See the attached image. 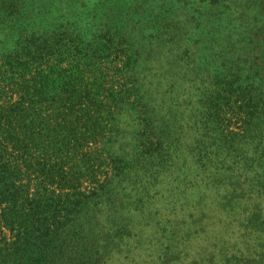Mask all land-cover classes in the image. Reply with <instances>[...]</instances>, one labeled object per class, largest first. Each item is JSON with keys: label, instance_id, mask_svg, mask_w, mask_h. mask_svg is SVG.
<instances>
[{"label": "trees", "instance_id": "trees-1", "mask_svg": "<svg viewBox=\"0 0 264 264\" xmlns=\"http://www.w3.org/2000/svg\"><path fill=\"white\" fill-rule=\"evenodd\" d=\"M26 1L0 0V36L9 41L0 48V264H94L100 235L119 233L116 199L141 204L183 150L209 175L238 172L250 193L264 191V71L241 92L235 74L221 83L207 75L209 47L192 49L191 37L158 30V43L133 42L135 30L108 13L90 39L67 16L45 31L28 23ZM131 6L126 15L142 18L144 3ZM215 35L204 41L221 50L224 36ZM155 45L170 48L169 70L155 75L162 83L169 75L164 101L143 83L152 82L141 66ZM239 61L237 71L247 65ZM126 118L135 130L130 154L119 152ZM256 193L247 222L264 242L256 202L264 192Z\"/></svg>", "mask_w": 264, "mask_h": 264}, {"label": "rangeland", "instance_id": "rangeland-1", "mask_svg": "<svg viewBox=\"0 0 264 264\" xmlns=\"http://www.w3.org/2000/svg\"><path fill=\"white\" fill-rule=\"evenodd\" d=\"M132 1L27 0L24 12L30 15L28 23L45 31L53 28L59 16L79 21L87 39L94 31L90 30L93 24L99 23V14L105 13L120 14L121 17L114 18L118 20L116 26L135 30L133 42L139 39L158 43L163 39L158 30H173L193 38L192 49L207 45V65L203 63L209 71L207 75L221 83L229 73L235 74L241 80V92L248 84L243 80L255 77L258 71L263 73L264 43L258 46L254 40L264 41V0H139L145 8L140 10L142 18L137 20L126 15L127 10L135 12ZM212 33H216L215 38L224 36L221 50L215 41L211 46L204 41ZM8 42L0 36V48L8 47ZM169 51L168 45H155L153 56L141 66L143 72L151 71L147 79L152 82L143 83L159 94L155 98L159 101L165 100L164 90L172 86L168 83L169 75L165 83L155 78L160 70H169L165 66ZM238 58L239 62H247L239 68L241 71L236 69ZM252 64L258 67L249 71ZM175 82L176 87H181L180 82ZM132 120L124 121L121 132L125 136L120 141L124 149L118 150L120 153L130 154L134 146ZM173 159L175 165L154 183L155 188H149L150 194L141 204L116 199L117 214L112 225L119 233L100 235L94 264H264L257 257L264 250V242L249 234L252 230L247 222L250 213L257 210L250 199L257 200L256 192H264L263 188L250 193L238 172L211 176L184 150L182 156ZM218 161L224 164L223 159ZM228 166L231 164L226 162L225 169ZM135 173L132 171V176ZM232 176L233 182L229 180ZM256 202L261 204L258 211L264 213V197ZM136 205L141 207L137 212Z\"/></svg>", "mask_w": 264, "mask_h": 264}]
</instances>
